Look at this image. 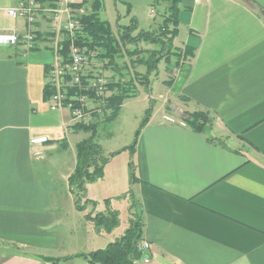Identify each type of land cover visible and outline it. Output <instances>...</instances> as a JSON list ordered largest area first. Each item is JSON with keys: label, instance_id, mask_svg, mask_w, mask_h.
<instances>
[{"label": "crops", "instance_id": "0c3cea01", "mask_svg": "<svg viewBox=\"0 0 264 264\" xmlns=\"http://www.w3.org/2000/svg\"><path fill=\"white\" fill-rule=\"evenodd\" d=\"M28 1L0 0V32L25 35L26 18L9 11ZM53 1L36 0L32 49L0 46V264H90L81 255L120 239L136 210L147 264H264V0L179 1L173 47L193 56L174 61L161 115L148 120L132 153L122 151L113 170L112 157L103 177L86 184L95 203L86 211L76 209L68 178L75 147L89 134L43 95L54 44L65 35L66 17L57 24L45 12ZM160 3L161 24L168 0ZM198 112L209 118L204 131L178 124ZM107 175V189L117 191L109 198L125 189L137 204L131 213L127 200L123 223L110 233L85 218L105 212L98 203L107 198L93 187L104 189Z\"/></svg>", "mask_w": 264, "mask_h": 264}, {"label": "trees", "instance_id": "16d2710c", "mask_svg": "<svg viewBox=\"0 0 264 264\" xmlns=\"http://www.w3.org/2000/svg\"><path fill=\"white\" fill-rule=\"evenodd\" d=\"M117 1V0H114ZM180 0H168V5L165 10V18L162 20L159 26V34L154 32H144L138 29L137 22L133 19L127 26L117 25L118 34L115 35L111 29L109 23L102 20L100 15L102 12L103 1L93 0L91 4V13L86 15H80L78 18V24L80 26V33L78 34L75 44L84 49L86 52H99L98 56L100 61L107 62L108 65L115 64V59L121 56L122 48L126 45L136 46L140 42H147L156 44L159 46L158 50L148 51L147 57H141L132 60L130 63L145 67L146 72L138 75L139 82L142 86H147L149 83V77L152 72L157 68V65L163 58H168L173 49V39L177 35L178 26V4ZM130 6L127 11L129 12ZM118 22V20H117ZM139 30V31H138ZM137 32L136 35L133 34ZM71 40L67 34L64 35L63 41L60 43V55L67 60ZM136 53L135 49L128 52V55L133 57ZM182 57V54H179ZM193 49L188 47L184 48V58L192 57ZM142 79V80H141ZM83 84L85 78H83ZM134 81L129 79L124 84L119 82H107L106 90L111 92V96L107 99V105L103 109L104 118L103 122H113L119 114L122 102L136 95L134 89ZM54 93V89L47 83L44 87L45 99H50ZM69 97H76L81 95L90 94L84 90L78 88H71L68 90ZM95 119L89 123H77L73 127L76 131H82L89 134V137L82 140L76 145V166L73 174L68 178V185L71 193L75 197V207L79 211H83L85 206H95L93 201L87 200L86 197V183L94 182L100 179L103 175V168L105 164L119 152L128 150L132 153L139 134L142 128L149 120L150 114H147L145 120L138 126L132 144L129 147L122 149L121 151L112 153L108 159L102 157L101 148L95 142L97 128L99 122L96 119L99 116L94 115ZM185 124L194 131H204L205 125L208 124L209 119L205 113H193L183 116ZM129 178L131 182H134V169L132 163H129ZM129 193V200L131 201L130 210L137 209V204L134 201L132 194ZM106 203V202H105ZM118 212L108 210L104 213H89L86 215V219L91 221L97 229L103 230L105 233H110L119 224ZM132 219L129 227L126 229L122 237L110 244L105 248L92 252L88 255H81L90 264H134V261L130 259L134 249L137 247L141 239L142 234V222L137 217L136 213L131 214ZM80 256V257H81ZM42 261H51L53 259L40 257Z\"/></svg>", "mask_w": 264, "mask_h": 264}, {"label": "rangeland", "instance_id": "374dc122", "mask_svg": "<svg viewBox=\"0 0 264 264\" xmlns=\"http://www.w3.org/2000/svg\"><path fill=\"white\" fill-rule=\"evenodd\" d=\"M102 1H103L102 3L103 6L100 17L102 20H105L109 23L115 35L118 34L116 27L117 25L127 26L129 22L133 19L137 22L139 30L144 32H154L155 34H159L158 28L161 25L159 14L162 13V11H164L163 8L161 7L160 0L158 1L157 0L156 1L155 0H117V1L102 0ZM92 2L93 0H81L77 4H75L72 8L74 10L80 11L79 16L90 14L92 11L91 10ZM128 6H130L129 12L127 11ZM152 13H155V15L153 16ZM136 34L137 32H135L133 36ZM134 49L137 54L131 57L130 55H128V52H131ZM158 49L159 46H157L156 44H151L147 42H140L136 46L126 45L125 47L122 48L121 56L115 59V64L113 65H108L107 62L100 61V58L98 56L99 52H97L95 53L96 57L91 61V65L89 69H87V71H92L93 69L99 70L101 74L105 76V80L107 82L109 81L119 82L121 84H124L129 79H132L134 81V87H135L134 89L136 90L135 91L136 95L134 97L127 98L122 102L118 117L113 122L111 123L103 122L102 120L105 119L104 115H102V117L99 116V118L96 119L97 121H100L99 122L100 124L97 128L95 142L101 148L102 157L104 159H108L109 156L112 154L111 152H109V150L111 151L116 149L118 150V148H120L124 144H132L138 126L145 120L148 113L150 114L149 119L152 116L161 115L160 105L162 104V100L159 98V95L164 94L163 92L167 87L164 84V82L168 78V74L172 73L174 61H178L179 58L181 59L184 56V50L180 51V53L182 54L181 57L180 55H178L179 54L178 52L177 53L175 52L176 49L173 47L169 57L166 59L163 58L161 62L157 65L156 70L151 73L149 77V83L147 86H142L140 84L139 82L140 79L138 76L146 72L145 67L140 65L133 66L130 63L132 60L137 59V57L138 58L147 57V53H146L147 50L153 51ZM186 58L188 57H185L184 59ZM166 111L172 113V111L169 110V107L166 108ZM79 136H77L76 138H80ZM83 137L84 136H81V138ZM120 155H122L121 152L113 156L116 159L114 160L115 162L110 166L111 167L110 169L113 170L116 167L117 163H119V159H124L125 156L123 155L126 154H123L122 156ZM103 170L105 169L103 168ZM110 179H111L110 176L107 175L106 178L107 183L104 184L105 187L102 190L99 186L97 187L91 186V187H93V189L99 190V192L97 193L99 198H102V200L103 198H107L103 201L104 203L102 202L98 203L100 206L103 205V209L105 210V212H103L104 214L108 210H113L111 209L113 205H115V207L118 208V210L120 211V213L118 212L120 214V218L118 215V219H120L118 226H120V224L123 223L126 217V207L128 205V201H130L129 193L127 191L125 192V189H121L118 191L116 196L109 198V195L112 194L111 192H115L114 191L115 189L112 190L107 189V187L111 184L109 182ZM89 184H94V183L90 182ZM91 196L92 194L90 191V195L88 196V198L91 199L90 198ZM83 206L86 208L89 206L92 207L91 205L85 206L84 201H83ZM86 208L83 211H86ZM135 213L136 214L138 213L137 210L135 211Z\"/></svg>", "mask_w": 264, "mask_h": 264}, {"label": "built area", "instance_id": "2783aa9c", "mask_svg": "<svg viewBox=\"0 0 264 264\" xmlns=\"http://www.w3.org/2000/svg\"><path fill=\"white\" fill-rule=\"evenodd\" d=\"M81 0H54L52 6L45 10L50 19L55 23H60L62 17H66L64 32L71 40L67 60L60 55V43L54 44L55 64L47 73V83L54 89V93L49 99L51 107L59 109L67 107L72 114L73 120L78 123H85L86 119H95L94 115H103V109L107 105V99L111 92L106 90L107 81L105 76L99 70L87 71L91 61L96 57L94 52H86L75 44V40L80 33L78 17L73 14L71 8ZM36 0H29L26 3H20L16 9L9 11L14 17H25L27 20V29L22 37L16 34L0 32V46H15L22 44L28 49H32L36 43L35 30V11L37 10ZM62 27L57 29L56 34H60ZM63 41V40H62ZM83 78L85 83L83 84ZM71 88L82 89L90 94L69 97L68 90ZM164 120L169 124H176V120L171 116H164ZM185 126V123H178ZM45 141L44 139L35 140L33 143ZM138 251L144 255L142 261L149 263L146 256L149 251L147 242H140L137 247Z\"/></svg>", "mask_w": 264, "mask_h": 264}, {"label": "water", "instance_id": "95a60500", "mask_svg": "<svg viewBox=\"0 0 264 264\" xmlns=\"http://www.w3.org/2000/svg\"><path fill=\"white\" fill-rule=\"evenodd\" d=\"M144 255L141 256V253L138 251L137 248L134 249L130 259L135 261V260H139V259H143Z\"/></svg>", "mask_w": 264, "mask_h": 264}]
</instances>
